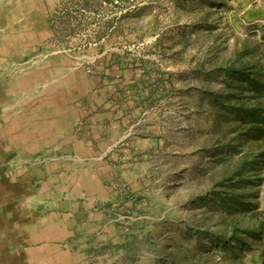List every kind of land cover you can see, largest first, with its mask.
I'll return each instance as SVG.
<instances>
[{"label":"rangeland","instance_id":"obj_1","mask_svg":"<svg viewBox=\"0 0 264 264\" xmlns=\"http://www.w3.org/2000/svg\"><path fill=\"white\" fill-rule=\"evenodd\" d=\"M232 62L264 67V0H0V264H260L231 219L264 166L253 212L212 193Z\"/></svg>","mask_w":264,"mask_h":264},{"label":"trees","instance_id":"obj_2","mask_svg":"<svg viewBox=\"0 0 264 264\" xmlns=\"http://www.w3.org/2000/svg\"><path fill=\"white\" fill-rule=\"evenodd\" d=\"M261 66L259 64L257 66L255 64L244 66L242 62L235 65L232 62L223 71L229 77L227 89H230V86H228L230 82H234V88L237 89V92L226 96L227 105L222 101H219L218 105L222 109H226V112H232L234 115L233 117L238 125L233 129V132L239 143H241L240 146L242 147L244 141L248 144L247 149H233L231 157L223 164L222 177L213 186L212 193L218 198V202L226 215H232L233 212H243L244 214L239 215L243 217L246 212H253L257 209V204L245 199V194L240 192V189L245 188L243 186L244 174L247 175V172H250L253 175L260 169L259 167L264 166V67ZM232 100H235L236 103H232ZM251 184L255 185L254 182H251ZM232 188L235 189L232 191ZM227 189H231V191L226 193ZM248 196L252 198L254 195L250 194ZM253 216L251 215V217ZM232 217L231 237L235 238L232 240H238V237H236L238 234L248 233L249 235L253 234L254 241H261L260 233L264 221L259 222L258 225L255 224L252 230L248 232L247 229H240L239 220L234 216ZM231 237L222 236L221 244H223L222 247L229 248V251L233 254L236 244L234 246L230 245L229 240ZM237 243V245H245L242 240H238ZM245 246L250 248V245ZM260 264H264V251L261 254Z\"/></svg>","mask_w":264,"mask_h":264},{"label":"crops","instance_id":"obj_3","mask_svg":"<svg viewBox=\"0 0 264 264\" xmlns=\"http://www.w3.org/2000/svg\"><path fill=\"white\" fill-rule=\"evenodd\" d=\"M0 237H1V235H0ZM4 243H5V241H4ZM5 251H6V247H5V250L3 251V250H0V258H5Z\"/></svg>","mask_w":264,"mask_h":264}]
</instances>
